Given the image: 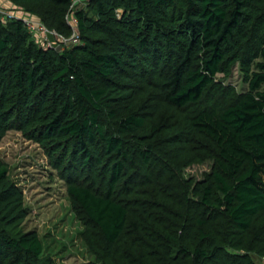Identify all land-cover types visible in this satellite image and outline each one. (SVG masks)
<instances>
[{"label": "trees", "instance_id": "trees-1", "mask_svg": "<svg viewBox=\"0 0 264 264\" xmlns=\"http://www.w3.org/2000/svg\"><path fill=\"white\" fill-rule=\"evenodd\" d=\"M71 1L10 4L69 36ZM74 15L79 42L60 52L0 16V140L20 131L61 173L94 257L78 264L264 259V0H86ZM236 64L243 92L217 80ZM28 209L0 157V264H56Z\"/></svg>", "mask_w": 264, "mask_h": 264}, {"label": "rangeland", "instance_id": "rangeland-1", "mask_svg": "<svg viewBox=\"0 0 264 264\" xmlns=\"http://www.w3.org/2000/svg\"><path fill=\"white\" fill-rule=\"evenodd\" d=\"M217 80L245 91L246 83L237 66L229 75L218 73ZM0 157L8 164L10 174L22 189L29 212L23 221L26 230H35L44 243L45 253L56 264H78L92 260L81 231L84 226L75 214L66 194V181L49 163L39 144L17 130H9L0 140ZM210 160L192 162L183 168L186 179L198 181L210 169ZM257 264L264 259L253 255Z\"/></svg>", "mask_w": 264, "mask_h": 264}, {"label": "built area", "instance_id": "built-area-1", "mask_svg": "<svg viewBox=\"0 0 264 264\" xmlns=\"http://www.w3.org/2000/svg\"><path fill=\"white\" fill-rule=\"evenodd\" d=\"M86 5V0H72L69 11L66 14V21L70 26L72 32L69 36L48 28L41 20L28 14L18 12L11 6L10 0H0V16L2 20L18 19L23 22L27 29L33 33L40 44L46 48H52L56 51H62L66 47H70L74 43L79 42V35L77 31V24L75 18V10L83 8Z\"/></svg>", "mask_w": 264, "mask_h": 264}]
</instances>
